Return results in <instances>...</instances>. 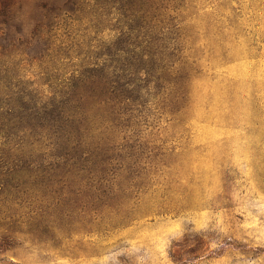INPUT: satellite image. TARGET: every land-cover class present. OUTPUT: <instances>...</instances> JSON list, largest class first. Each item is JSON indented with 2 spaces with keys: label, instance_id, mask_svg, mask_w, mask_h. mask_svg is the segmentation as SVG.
<instances>
[{
  "label": "rangeland",
  "instance_id": "rangeland-1",
  "mask_svg": "<svg viewBox=\"0 0 264 264\" xmlns=\"http://www.w3.org/2000/svg\"><path fill=\"white\" fill-rule=\"evenodd\" d=\"M41 1H25L26 31ZM127 5L98 38L177 68L113 115L117 144L149 161L148 205L101 223L36 158L0 159V264H264V0Z\"/></svg>",
  "mask_w": 264,
  "mask_h": 264
},
{
  "label": "trees",
  "instance_id": "trees-1",
  "mask_svg": "<svg viewBox=\"0 0 264 264\" xmlns=\"http://www.w3.org/2000/svg\"><path fill=\"white\" fill-rule=\"evenodd\" d=\"M25 1L0 0V159L36 158L62 195L80 193L101 223H126L148 205L151 173L140 146L117 144L113 115H128L176 64L136 63L113 35L98 38L103 14L141 0H43L28 31Z\"/></svg>",
  "mask_w": 264,
  "mask_h": 264
}]
</instances>
